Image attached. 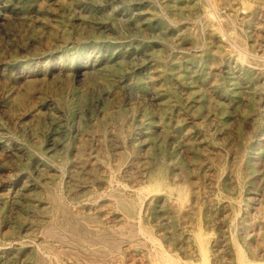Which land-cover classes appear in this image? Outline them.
<instances>
[{
    "label": "rangeland",
    "instance_id": "1",
    "mask_svg": "<svg viewBox=\"0 0 264 264\" xmlns=\"http://www.w3.org/2000/svg\"><path fill=\"white\" fill-rule=\"evenodd\" d=\"M263 21L264 0H0V264H154L135 203L185 261L264 247Z\"/></svg>",
    "mask_w": 264,
    "mask_h": 264
},
{
    "label": "bare ground",
    "instance_id": "2",
    "mask_svg": "<svg viewBox=\"0 0 264 264\" xmlns=\"http://www.w3.org/2000/svg\"><path fill=\"white\" fill-rule=\"evenodd\" d=\"M33 1V0H32ZM34 1H36V0H34ZM3 2V1H2ZM24 2V1H23ZM27 2V1H26ZM30 2V1H29ZM153 2V1H152ZM174 2V1H173ZM188 2H189V0H188ZM199 2V1H198ZM203 2V1H202ZM5 3V2H4ZM36 3V2H35ZM229 3V2H228ZM11 4V3H10ZM155 4V3H154ZM203 4V3H202ZM2 5V4H1ZM14 5H15V3H14ZM22 5V4H21ZM27 5V4H26ZM159 5V4H158ZM172 5V4H171ZM198 5H201V4H198ZM206 6V5H205ZM17 7H19V6H17ZM165 7V6H164ZM201 7V6H200ZM204 7V6H203ZM215 7V6H214ZM26 8V7H25ZM159 8V7H158ZM198 8V7H197ZM210 8V7H209ZM170 10H171V8H169ZM229 10H230V7L228 8ZM237 9V8H236ZM247 9V8H246ZM162 10V9H161ZM160 10V11H161ZM164 10V9H163ZM165 10H167V9H165ZM199 10V9H198ZM210 10V9H209ZM227 10V9H226ZM244 10V9H243ZM242 10V11H243ZM202 11V10H201ZM207 11V10H206ZM218 11V10H217ZM22 12V11H21ZM232 12V11H231ZM247 12V11H246ZM5 13V12H4ZM7 13V12H6ZM198 13V12H197ZM203 13V12H202ZM211 13V12H210ZM222 13V12H221ZM225 13V12H224ZM233 13V12H232ZM260 13V12H259ZM13 14V13H12ZM156 14V13H155ZM207 14V13H206ZM14 15V14H13ZM27 15V14H26ZM158 15V14H157ZM195 15V14H194ZM222 15V14H221ZM236 14L234 13V16H235ZM261 15V14H260ZM263 15V14H262ZM24 16V15H23ZM29 16V15H28ZM168 16V15H167ZM190 16H192V15H190ZM201 16V15H200ZM204 16V15H203ZM205 16H207V15H205ZM227 16H229V15H227ZM247 16V15H246ZM251 16V15H250ZM132 17V16H131ZM212 17V16H211ZM244 17V16H243ZM173 18V17H172ZM196 18V17H195ZM230 18V17H229ZM3 19V18H2ZM161 19V18H160ZM164 19V18H163ZM194 19V18H193ZM199 19V18H198ZM242 19V18H241ZM248 19V18H247ZM257 19V18H256ZM42 20V19H41ZM133 20V19H132ZM169 20V19H168ZM171 20V19H170ZM230 20H231V18H230ZM10 21V20H9ZM143 21V20H142ZM213 21V20H212ZM252 21V20H251ZM255 21V20H254ZM259 21V20H258ZM205 22V21H204ZM203 22V23H204ZM232 22H233V20H232ZM235 22V21H234ZM234 22H233V24H234ZM264 22V21H263ZM186 23V22H185ZM184 23V24H185ZM195 23V22H194ZM219 23V22H218ZM238 23V22H237ZM260 23V22H259ZM258 23V24H259ZM39 24V23H38ZM136 24V23H135ZM166 24V23H165ZM199 24V23H198ZM197 24V25H198ZM208 24H210V23H208ZM239 24V23H238ZM237 25V24H236ZM235 25V26H236ZM37 26V25H36ZM169 26V25H168ZM203 26V25H202ZM205 26V25H204ZM212 26V25H211ZM248 26H249V24H248ZM255 26V25H254ZM170 27V26H169ZM178 26H176L175 28H177ZM179 27H180V24H179ZM178 27V28H179ZM185 26H183V28H184ZM189 27V26H188ZM210 27V26H209ZM242 27V26H241ZM181 28V27H180ZM197 28V27H196ZM171 29V28H170ZM188 29V28H187ZM192 29V28H191ZM206 29V28H205ZM222 29H223V27H222ZM235 29H236V27H235ZM59 30V29H58ZM211 30V29H210ZM247 30V29H246ZM168 31V30H167ZM183 31V30H182ZM185 31H187V30H185ZM195 31V30H194ZM208 31V30H207ZM213 31V30H212ZM220 31V30H219ZM173 32H175V30L173 31ZM178 32V31H177ZM204 32H205V30H204ZM247 32V31H246ZM51 33V32H50ZM56 33V32H55ZM62 33V32H61ZM184 33V32H183ZM206 33V32H205ZM208 33V32H207ZM209 33H210V31H209ZM256 33V32H255ZM185 34V33H184ZM246 34V33H245ZM261 34V33H260ZM178 35V34H177ZM211 35V34H210ZM238 35V34H237ZM253 35V34H252ZM187 36V35H186ZM235 36V35H234ZM61 37V36H60ZM64 37V36H63ZM202 37V36H201ZM222 37V36H221ZM247 37V36H246ZM191 38H192V36H191ZM193 38H195L194 36H193ZM252 38V37H251ZM171 39V38H170ZM177 39V38H176ZM179 39V38H178ZM204 39H206V38H204ZM221 39V38H220ZM181 40V39H180ZM222 40V39H221ZM241 40V39H240ZM244 40V39H243ZM182 41H184V40H182ZM199 41H201V38H200V40ZM225 41V40H224ZM227 41V40H226ZM231 41V40H230ZM246 41V40H245ZM202 42V41H201ZM206 42H207V40H206ZM205 42V43H206ZM211 42V41H210ZM217 42V41H216ZM229 42V41H228ZM240 42V41H239ZM248 42V41H247ZM246 42V43H247ZM57 43V42H56ZM60 43V42H59ZM167 43V42H166ZM175 43V42H174ZM241 43V42H240ZM244 43V42H243ZM180 44V43H179ZM223 44V43H222ZM226 44H227V42H226ZM230 44V43H229ZM50 45V44H49ZM68 45V44H67ZM207 45V44H206ZM220 45V44H219ZM225 45V44H224ZM235 45V44H234ZM238 45V44H237ZM245 45H247V44H245ZM251 45V44H250ZM61 46V45H60ZM66 46V45H65ZM174 46H176V45H174ZM178 46V45H177ZM188 46V45H187ZM210 46H212V45H210ZM222 46V45H221ZM252 46V45H251ZM64 47V46H63ZM196 48V47H195ZM195 48L193 49V50H195ZM229 48V47H228ZM236 48V47H235ZM248 48V47H247ZM53 49V48H52ZM56 49V48H55ZM175 49V48H174ZM187 50V49H186ZM190 50V49H189ZM192 50V49H191ZM190 50V51H191ZM207 50V49H206ZM227 50V49H226ZM245 50H248V49H244V51ZM156 51V50H155ZM168 51V50H167ZM179 51V50H178ZM215 51V50H214ZM233 51V50H232ZM231 51V49H230V51L229 52H232ZM234 51H236L237 52V50H234ZM51 52H52V50H51ZM53 52H55V51H53ZM180 52V51H179ZM187 52V51H186ZM189 52V51H188ZM192 52V51H191ZM235 52V53H236ZM240 52H241V49H240ZM163 53V52H162ZM182 53V52H181ZM224 53V52H223ZM170 54V53H169ZM199 54V53H198ZM231 54V53H230ZM244 54V53H243ZM46 55V54H45ZM52 55V54H51ZM88 55V54H87ZM217 55V54H216ZM225 55V54H224ZM244 55H246V54H244ZM203 56H204V54H203ZM211 56V55H210ZM220 56V55H219ZM238 56V55H237ZM240 56V55H239ZM251 56V55H250ZM89 57V56H88ZM180 57V56H179ZM189 57V56H188ZM192 57V56H191ZM228 57V56H227ZM244 57V56H243ZM77 58H78V56H77ZM183 58V57H182ZM222 58V57H221ZM79 59V58H78ZM160 59V58H159ZM172 59V58H171ZM170 59V60H171ZM187 59V58H186ZM199 59V58H198ZM197 59V60H198ZM229 59V58H228ZM235 59V58H234ZM246 59V58H245ZM249 59H250V57H249ZM253 59H256V58H253ZM124 60V59H123ZM233 59H231V61H232ZM238 60V59H237ZM248 60V59H247ZM165 61V60H164ZM172 61V60H171ZM177 61V60H176ZM242 62H243V60H241ZM246 61V60H245ZM251 61V60H250ZM50 62V61H49ZM112 62V61H111ZM168 62H169V60H168ZM194 62V61H193ZM222 62V61H221ZM256 62V61H255ZM258 62V61H257ZM206 63V62H205ZM237 63V62H236ZM239 63H240V61H239ZM253 63H254V61H253ZM259 63V62H258ZM263 63V62H262ZM40 64H41V62H40ZM91 64H92V62H91ZM118 64V63H117ZM161 64V63H160ZM194 64V63H193ZM220 64H222V63H220ZM224 64V63H223ZM244 64V63H243ZM249 64V63H248ZM76 65V64H75ZM82 65V64H81ZM109 65V64H108ZM167 65V64H166ZM165 65V66H166ZM211 65H212V63H211ZM250 65H251V63H250ZM249 65V66H250ZM256 65V64H255ZM42 66V65H41ZM48 66V65H47ZM86 66V65H85ZM93 66V65H92ZM246 66V65H245ZM248 66V67H249ZM260 66V65H259ZM49 67V66H48ZM47 67V68H48ZM87 67H88V65H87ZM100 67V66H99ZM108 67V66H107ZM247 67V66H246ZM253 67V66H252ZM46 68V69H47ZM76 68V67H75ZM184 68V67H183ZM216 68V67H215ZM221 68V67H220ZM45 69V68H44ZM95 69V68H94ZM97 69H99V68H97ZM180 69H182V67L180 68ZM192 69H193V67H192ZM236 69V68H235ZM246 69V68H245ZM249 69V68H248ZM73 70V69H72ZM165 70V69H164ZM214 70V69H213ZM217 70V69H216ZM231 70V69H230ZM251 70H252V68H251ZM155 71H157L158 72V70H155ZM237 71V70H236ZM235 71V72H236ZM246 71V70H245ZM38 72V71H37ZM154 72V71H153ZM177 72V71H176ZM238 72V71H237ZM247 72V71H246ZM253 72V71H252ZM251 72V73H252ZM72 73V72H71ZM86 73V72H85ZM152 73V72H151ZM175 73V72H174ZM191 73V72H190ZM189 73V74H190ZM223 73H224V71H223ZM230 73V72H229ZM46 74V73H45ZM48 74V73H47ZM167 74V73H166ZM169 74V73H168ZM177 74V73H176ZM188 74V75H189ZM198 74V73H197ZM201 74V73H200ZM151 75V74H150ZM191 75H193V74H191ZM213 75V74H212ZM223 75H225V74H223ZM246 75V74H245ZM253 75V74H252ZM161 76V75H160ZM186 76V75H185ZM169 77V76H168ZM184 77V76H183ZM187 77V76H186ZM195 77V76H194ZM204 77V76H203ZM210 77V76H209ZM237 77V76H236ZM253 77V76H252ZM199 78V77H198ZM235 78V77H234ZM160 79V78H159ZM171 79V78H170ZM180 79V78H179ZM194 79V78H193ZM201 79V78H200ZM229 80V79H228ZM155 81H157V80H155ZM163 81V80H162ZM184 81V80H183ZM208 81V80H207ZM211 82V81H210ZM151 83V82H150ZM208 83V82H207ZM212 83V82H211ZM235 83V82H234ZM240 83V82H239ZM149 84V83H148ZM213 85V84H212ZM233 85H235V84H233ZM145 86H146V84H145ZM220 86V85H219ZM207 87V86H206ZM150 88V87H149ZM147 89V88H146ZM205 89V88H204ZM228 89V88H227ZM149 90V89H148ZM134 92V91H133ZM147 92V91H146ZM161 94V93H160ZM152 96V95H151ZM154 96V95H153ZM154 99V98H153ZM156 100V99H155ZM153 101V100H152ZM152 103V102H151ZM153 104V103H152ZM142 137V136H141ZM130 139V138H129ZM147 141V140H146ZM1 146V145H0ZM0 148H2V147H0ZM17 151V150H16ZM15 154V153H14ZM39 154H40V152H39ZM38 155V154H37ZM246 156V155H245ZM245 160V159H244ZM42 161V160H41ZM243 164V163H242ZM63 168V167H62ZM64 170V169H63ZM121 171V170H120ZM178 171V170H177ZM222 171V170H221ZM243 171V170H242ZM226 173V172H225ZM111 179H112V177H111ZM218 181V180H217ZM32 182V181H31ZM31 182H30V184H31ZM155 182H159V180L157 181V180H155ZM118 184V183H117ZM123 184V183H122ZM36 185V184H35ZM34 185V186H35ZM112 185V184H111ZM59 186V185H58ZM114 186V185H113ZM119 186V185H118ZM31 187V186H30ZM120 187V186H119ZM123 187H124V185H123ZM155 187V186H154ZM153 187V188H154ZM47 188V187H46ZM52 188V187H51ZM112 188V187H111ZM114 188V187H113ZM126 188V187H125ZM143 188V187H142ZM149 188V187H148ZM152 188V187H151ZM53 189V188H52ZM56 189V188H55ZM127 189H129L128 188V186H127ZM222 189V188H221ZM57 190V189H56ZM140 190V189H139ZM149 190V189H148ZM54 191V190H53ZM151 191V190H150ZM58 192H60V191H58ZM58 192H57V194H58ZM134 192V191H133ZM55 193H56V191H55ZM151 193V192H150ZM246 193V192H245ZM109 194H110V192H109ZM144 194V193H143ZM54 195V194H53ZM146 195H147V192H146ZM149 195V194H148ZM96 196V195H95ZM248 196V195H247ZM148 197V196H147ZM186 197V196H185ZM62 198V197H61ZM95 198V197H94ZM146 198V197H145ZM187 198V197H186ZM60 200V199H59ZM64 200H66V198H64ZM100 200V199H99ZM129 200V199H128ZM146 200H147V198H146ZM92 201V200H91ZM234 201V200H233ZM52 202V201H51ZM88 203V202H87ZM177 203V202H176ZM215 203V202H214ZM225 203V202H224ZM61 204V203H60ZM65 204H68V203H65ZM238 204V203H237ZM50 205H52V203L50 204ZM69 205V204H68ZM124 205H128L129 206V203H125ZM137 204L135 203V204H131L130 206H129V210L127 211L128 213H129V215L132 217V218H135V219H137V221H136V225H135V227H136V229H137V231H138V233H140V234H142V235H144V236H146L147 237V239H149L155 246H160V248H161V250L159 251V254H160V256L162 257V258H160V260H158V258H157V256L155 257V259H156V261L154 262V264H163L162 263V260L163 261H165V263L164 264H209V261H210V258H211V256H210V253H211V250H210V248H209V245L206 243V242H204L202 239H201V241H200V243H199V255H198V257H195V258H197V259H188L187 261H185L184 259H182V258H180L179 256H176V255H171V254H169V253H167L166 251H165V249L164 248H162L161 247V241H160V238L159 237H156V235L153 233V231H150L149 229H148V226L147 225H145V221H144V219H143V217H142V214H141V212H142V210H138L137 209V206H136ZM144 205V204H143ZM240 205V204H239ZM253 205V204H252ZM178 206V205H177ZM143 208V207H142ZM193 208V207H192ZM223 208V207H222ZM55 209V208H54ZM148 209V208H147ZM146 209V210H147ZM229 209V208H228ZM191 210V209H190ZM61 211V210H60ZM70 211V210H69ZM76 211V210H75ZM241 211V210H240ZM254 211V210H253ZM258 211V210H257ZM59 212V211H58ZM195 212V211H194ZM63 213V212H62ZM126 213V212H125ZM67 214V213H66ZM65 214V215H66ZM59 215V214H58ZM61 215V214H60ZM79 217V216H78ZM62 218V217H61ZM94 218V217H93ZM69 219V218H68ZM65 220V219H64ZM73 220H75L74 218H73ZM80 220V219H79ZM91 220V219H90ZM93 220H95V219H93ZM53 221V220H52ZM77 221V220H76ZM132 221V220H131ZM101 222V221H100ZM187 222V221H186ZM50 223V222H49ZM57 223H59V222H57ZM62 223V222H61ZM67 223V222H66ZM97 223H98V221H97ZM168 223V222H167ZM233 223V222H232ZM68 224V223H67ZM82 224V223H81ZM75 225V224H74ZM107 225V224H106ZM130 225V224H129ZM125 226H127V225H125ZM61 227V226H60ZM76 227V226H75ZM74 227V228H75ZM108 227V226H107ZM131 227V226H130ZM133 227V226H132ZM63 228H64V226H63ZM70 228H71V226H70ZM109 228V227H108ZM169 228V227H168ZM77 229V228H76ZM92 229V228H91ZM95 229V228H94ZM110 229V228H109ZM112 229V228H111ZM71 230H73V229H71ZM84 230V229H83ZM127 230V229H126ZM47 231V230H46ZM64 231V230H63ZM136 231V230H135ZM259 231V230H258ZM44 232V231H43ZM61 232V231H60ZM83 232V231H82ZM160 232H162V231H160ZM251 232V231H250ZM253 232V231H252ZM58 233V232H57ZM105 233V232H104ZM231 233V232H230ZM56 234V233H55ZM60 234V233H59ZM69 234V233H68ZM76 234V233H75ZM106 234V233H105ZM114 234V233H113ZM199 234V233H198ZM47 235H49V234H47ZM66 235V234H65ZM74 235V234H73ZM75 236V235H74ZM78 236V235H77ZM232 237H234L233 235H231ZM81 237V236H80ZM90 237V236H89ZM93 237V236H92ZM123 237V236H122ZM142 237V236H141ZM223 237V236H222ZM77 238V237H76ZM130 238L132 239L133 238V236H130ZM139 238V237H138ZM73 239V238H72ZM94 239V238H93ZM95 239H96V237H95ZM98 239V238H97ZM170 239V238H169ZM233 239V238H232ZM235 239V238H234ZM90 240V239H89ZM124 240V239H123ZM216 240V239H215ZM236 240V239H235ZM234 240V241H235ZM80 241V240H79ZM233 241V242H234ZM142 242V241H141ZM150 242V243H151ZM185 242V241H184ZM220 242V241H219ZM238 242V241H237ZM74 243V242H73ZM72 243V244H73ZM86 243V242H85ZM132 243H135V242H132ZM142 243H144V241L142 242ZM215 243V242H214ZM235 243V242H234ZM233 243V244H234ZM98 244V243H97ZM238 244V253L236 252V254H238L237 255V260L240 262V264H264V247L262 246V248H257L256 250H254V252L252 253V254H250V253H247V251H246V249H245V247H244V245L243 244H241V243H237ZM69 245V244H68ZM78 245V244H77ZM84 245V244H83ZM90 246H91V244H89ZM100 245H101V243H100ZM106 245V244H105ZM138 245H139V243H138ZM216 245V244H215ZM48 246V245H47ZM72 246V245H71ZM79 246V245H78ZM110 246V245H109ZM141 246V245H140ZM155 246H153L154 248H155ZM214 246V245H213ZM236 246V245H235ZM84 247V246H83ZM82 247V248H83ZM152 247V246H151ZM91 248V247H90ZM117 248V247H116ZM153 248V249H154ZM41 249V248H40ZM65 249V248H64ZM93 249V248H92ZM62 250H63V248H62ZM66 250V249H65ZM68 250V249H67ZM150 250V249H149ZM56 251H58V250H56ZM95 251V250H94ZM144 251V250H143ZM224 251V250H223ZM225 251H226V249H225ZM50 252V251H49ZM69 252H70V250H69ZM108 252H110L111 253V251H108ZM152 252H154L153 250H152ZM157 252V251H156ZM43 253V252H42ZM56 253H58V252H56ZM59 253H61V252H59ZM58 253V254H59ZM75 253V252H74ZM77 253V252H76ZM96 253V259H98V261H99V264H115V262H111V260L107 257V253H105V252H101V251H96L95 252ZM44 254V253H43ZM151 254V253H150ZM158 254V253H157ZM228 254V253H227ZM46 255H50V254H46ZM139 255V254H138ZM83 256V255H82ZM185 256V255H184ZM220 256V255H219ZM47 257V256H46ZM109 257H110V255H109ZM132 257H135V256H133L132 255ZM87 258V257H86ZM89 258V257H88ZM117 258V257H116ZM139 258V257H138ZM154 258V257H153ZM56 259H57V257H56ZM56 259H55V261H56ZM90 259V258H89ZM92 259V258H91ZM94 259V258H93ZM92 259V260H93ZM95 259V260H96ZM88 260V259H87ZM133 260V259H132ZM112 261H115V260H113L112 259ZM58 262V261H57ZM86 262V261H85ZM141 262V261H140ZM239 262H238V264H239ZM143 264V263H142ZM216 264H217V262H216ZM223 264V263H222Z\"/></svg>",
    "mask_w": 264,
    "mask_h": 264
}]
</instances>
